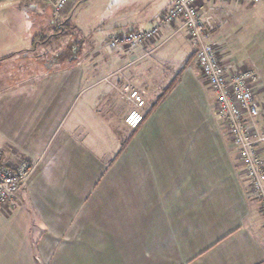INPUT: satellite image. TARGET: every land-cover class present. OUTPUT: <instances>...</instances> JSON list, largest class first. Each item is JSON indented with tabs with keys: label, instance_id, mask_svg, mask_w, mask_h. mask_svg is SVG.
I'll list each match as a JSON object with an SVG mask.
<instances>
[{
	"label": "crops",
	"instance_id": "0c3cea01",
	"mask_svg": "<svg viewBox=\"0 0 264 264\" xmlns=\"http://www.w3.org/2000/svg\"><path fill=\"white\" fill-rule=\"evenodd\" d=\"M83 1L121 19L88 45L76 42L51 63L35 55L31 71L7 78L2 65L31 58L19 55L27 46L20 16L11 14L24 3L0 9L1 19H15L0 24V152L7 166H34L0 208V264H264V213L181 22L163 26L148 55L109 47L117 33L160 23L171 0ZM263 2L225 4L231 23L212 35L229 70L260 76L254 88L260 115L246 118L254 135L264 131ZM70 14L71 8L66 21ZM25 23L32 46L36 32ZM130 86L146 102L135 130L124 121ZM104 141L118 147L99 155ZM259 150L264 158V146ZM99 162L105 180L84 184ZM134 206L141 210L125 238L102 225L114 227L110 214ZM99 216L102 231L88 229Z\"/></svg>",
	"mask_w": 264,
	"mask_h": 264
},
{
	"label": "built area",
	"instance_id": "2783aa9c",
	"mask_svg": "<svg viewBox=\"0 0 264 264\" xmlns=\"http://www.w3.org/2000/svg\"><path fill=\"white\" fill-rule=\"evenodd\" d=\"M24 1L34 0H0V8ZM41 1L49 5L54 22L61 21L73 4V0ZM261 1L171 0L160 23L150 29L117 33L111 38L109 47L116 52L141 49L147 55L148 46L161 37L163 26L181 22L196 52L197 63L215 96L217 115L227 125L229 137L239 154L251 195L260 202L264 213V158L259 150V146H264V131L254 135L246 122L247 116L255 118L260 115L253 93V85L259 77L254 70H229L221 63L218 46L212 41V35L231 22L232 12L225 4L234 2L257 5ZM126 92L129 93L127 100L130 109L124 120L129 128L135 130L145 120L143 110L146 102L134 87H128ZM33 168L26 163L17 168L7 166L0 152V207L6 206L18 195L21 184L28 179Z\"/></svg>",
	"mask_w": 264,
	"mask_h": 264
},
{
	"label": "rangeland",
	"instance_id": "374dc122",
	"mask_svg": "<svg viewBox=\"0 0 264 264\" xmlns=\"http://www.w3.org/2000/svg\"><path fill=\"white\" fill-rule=\"evenodd\" d=\"M33 2L34 1L26 2V3L25 2H21L20 4L24 3L22 6L13 7V9H11L12 10V13H11L12 15L15 16V14H18L20 16V17H18L19 18V22H21L20 26H19V32H20L21 35H19V38L21 39L22 43H25V46H27V49L23 50L21 52V54H19V55L21 56V55H24V54L27 53L28 58H26V59L31 58L29 60L30 63L28 61H25L23 63V59L21 57H19V58H21V60H20L21 63L18 62L17 64H15V63H12L11 61H7L6 64L1 66V72H2V74H4V78H7L8 77L7 74H10V73L12 74V73H15V72H18V71L28 73L29 71H31L32 68L34 67L33 66L34 65L33 56H35V55H36V57H38V59L39 58L40 59H46V61H50V63H51V62H54V60L60 58L59 55H62V53L65 51V48H69L73 44L75 45L76 42H79L82 45H84V44L88 45L89 43H91V41H92V39L94 37H96L97 35L101 34L103 32V30L108 29L110 27L112 28L113 26H111V25L113 23H115L118 19H121V18L116 17L114 14H110L108 16H104L103 15V13H104L103 10L106 9V8L99 9L93 3L84 4L83 0H78V1L74 2V4H75L74 8H73V5H71L72 6L71 7V14L69 15V19L66 21L65 30L62 33L64 35L63 36H62V34L55 35L56 34L55 26L58 23L60 24V23L64 22L68 18V16H67V18L64 16L61 21L54 22L53 18H52L51 9H50V7H49V5L47 3L42 2L43 4H37V5L34 6ZM16 5H19V4L10 5V6L8 5L7 7H3V8H0V9H5V8L16 6ZM262 6L260 8V10H261L260 12L262 14H264V2H263ZM72 8H73V10H72ZM31 9L32 10L33 9H37L38 12H36L35 14L30 15V16L27 13H26V15H24L26 10L28 12ZM23 19L24 20L27 19L29 22H31V25L34 26V27H31V29L36 32V40L34 41V45L36 44L35 46L34 45L31 46V40H27L26 39V37L29 36L31 30L28 29L27 23L23 24ZM13 20H15V19L13 18L11 20L10 17H5L4 16L3 19L0 18V24H4V26H6L7 23H10ZM231 20H232V18H231ZM182 29L188 35L186 30L184 28H182ZM23 32H25L24 35L22 34ZM41 36H43L42 38H48V40L46 42H43ZM188 37H189V35H188ZM60 49L62 50L60 52L61 54H59ZM150 53L151 52L149 51L148 54H150ZM144 55H146L145 52H144ZM195 56H196V54H195ZM196 61H197V58H196ZM220 61H221V63L223 62L222 60H220ZM196 64H197V67L201 70V67L199 66V64L197 62H196ZM222 64L224 65V63H222ZM246 70H244V71H246ZM248 70H250V69H248ZM234 71L235 72H243V71L238 70V69H235ZM204 77H205V75H204ZM258 77H260L259 74H258ZM259 79L253 85V88H255L259 84ZM163 92H164V90H161V94ZM253 93H254V97H255L256 96L255 89H253ZM127 97L128 96H126V97L123 96V98H125L126 101L128 102V100H127L128 98ZM216 114H217V112H216ZM217 117H218V115H217ZM220 121L223 122L222 120H220ZM225 127H226V130H227V125L226 124H225ZM227 133H228V130H227ZM110 136L113 137V134H111ZM228 136H229V134H228ZM115 143H116V141H115ZM122 143H123V141H122ZM97 147H98V150H99L98 151L99 155H104L105 153H108V152L110 153L111 151H114V149H116L118 146L116 145L114 147L112 144L108 145V144H106V141H104V144H99V145H97ZM121 147H122V145L120 146V148ZM100 153H103V154H100ZM100 161L103 162V164H104L103 166H105V163H106V167L107 166L110 167L113 164L112 160H109V159H106V160L102 159ZM102 162H99V164L97 165L98 169H99V166H100V170H99L97 175H94L92 177H90L88 175L83 176L82 180H83L84 184L85 183H89L90 184L92 181L97 179L98 181H96V183L94 185H96L97 182H98V185H100L99 183L101 181L105 180V177L102 176L103 173H104L101 170V167H102L101 163ZM95 176L99 177V178H94ZM243 179H245L247 181L246 176H243ZM71 181H72V179H71ZM73 182H75L74 179H73ZM103 183H105V182H103ZM248 186L250 188V184L249 183H248ZM99 189H101V188H95L94 190L98 191ZM249 190H250V193H251V189H249ZM72 193L73 192H71V194ZM86 194L87 193L83 192L82 194H79V195H82V196L85 195L84 197H86ZM7 205L4 206V207H0V208H5V207H7ZM139 210H141V209L137 208L136 206H134L132 208L120 207V210H119L118 213L110 214V218L111 219L114 218V220H116V222H117L116 224H114V227H110V225L107 224V222L105 220L102 221V225L106 229L108 227L111 228L116 234H119L121 238H125L127 236V234H130V233L134 232L132 216L133 215H137ZM95 216H97V215H95ZM99 219H100V216H99L98 219L96 217H94L93 218L94 224L93 225H88L87 228L90 229L91 231H93V230L102 231V230H100L101 226L99 225V227H98L96 225L97 222L99 221ZM122 241H124V240L122 239ZM129 245H130V243L128 241L126 243V246L129 247ZM165 252H168V250H166Z\"/></svg>",
	"mask_w": 264,
	"mask_h": 264
},
{
	"label": "trees",
	"instance_id": "16d2710c",
	"mask_svg": "<svg viewBox=\"0 0 264 264\" xmlns=\"http://www.w3.org/2000/svg\"><path fill=\"white\" fill-rule=\"evenodd\" d=\"M65 26H66V20L64 21V22H62V23H58L56 26H55V32H56V34L55 35H60V34H62L63 32H64V30H65ZM64 34H62V36H63ZM43 36H41V38H42ZM42 40H43V42H46L47 40H48V38H42ZM70 49V48H69Z\"/></svg>",
	"mask_w": 264,
	"mask_h": 264
}]
</instances>
